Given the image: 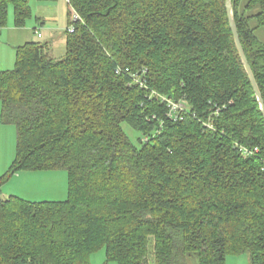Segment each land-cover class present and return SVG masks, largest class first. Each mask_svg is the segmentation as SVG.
<instances>
[{
  "label": "trees",
  "instance_id": "1",
  "mask_svg": "<svg viewBox=\"0 0 264 264\" xmlns=\"http://www.w3.org/2000/svg\"><path fill=\"white\" fill-rule=\"evenodd\" d=\"M66 2L64 54L28 42L0 71V122L16 131L0 264H90L100 250L105 264H264V118L226 0ZM10 6L15 27L30 17L28 0H0V30ZM231 7L264 100V0ZM167 100L185 111L168 117ZM57 171L62 201L1 193L19 172Z\"/></svg>",
  "mask_w": 264,
  "mask_h": 264
},
{
  "label": "rangeland",
  "instance_id": "2",
  "mask_svg": "<svg viewBox=\"0 0 264 264\" xmlns=\"http://www.w3.org/2000/svg\"><path fill=\"white\" fill-rule=\"evenodd\" d=\"M30 5V17L25 25L21 28L24 29L29 42L48 43L51 47L52 53L55 57H61L64 54V44L51 42V33L55 32L60 36H64L62 27L65 26L64 18L67 16V2L66 0L54 1H38L28 0ZM12 19V7H9L7 25L3 28H14ZM20 29V28H18ZM66 29V28H65ZM38 31L41 36L35 34ZM257 39L264 44V29L255 31ZM56 39V37H55ZM3 34L0 37V71L11 70L14 67L15 50L12 41ZM13 47V48H12ZM122 128L128 138L136 143L140 134L131 129L128 125L123 124ZM15 138L16 131L13 125H3L0 122V177H2L15 156ZM37 172H29L21 174V180L18 182L15 177L11 176L1 186V193L3 196H15L20 199L30 202L42 201H62L67 195V180L64 171L42 173L41 176H35ZM33 175V176H30ZM99 255L104 253L100 250L95 254ZM94 254V255H95ZM96 257V256H93ZM94 259V258H92ZM227 264H249L248 254L230 255L226 258ZM94 260H92V264ZM114 264V263H108ZM192 264H197V259L192 260Z\"/></svg>",
  "mask_w": 264,
  "mask_h": 264
},
{
  "label": "crops",
  "instance_id": "3",
  "mask_svg": "<svg viewBox=\"0 0 264 264\" xmlns=\"http://www.w3.org/2000/svg\"><path fill=\"white\" fill-rule=\"evenodd\" d=\"M67 22H68V17L66 16V19L64 18L65 26L62 27V31L65 30V28H67ZM34 32L36 34L38 31L34 30ZM5 33L7 34V37L10 39L8 41H12L11 45H14V50L16 49V47L22 46L23 44L28 43L29 41H31V40H29L30 38L28 39V37L26 35V32L24 31L23 28L18 29L17 27H14V28H8L6 30L2 29V30H0V37L3 34H5ZM36 36H37V34H36ZM50 37H51V42L52 43H55L56 41L59 42V43L60 42L63 43L64 44V49H65V35L62 37V36L58 35L57 33L53 32V33H51ZM55 37H56V39H55ZM23 173H29V172H19V173L14 175L15 179L18 182L22 179L20 175L23 174ZM42 173L44 174V173H49V172H42ZM30 176H33V175H30ZM35 176H41V172H37V174ZM99 254L100 253L95 254V255L93 254L91 256L90 264H92V260H94L93 264H105V253H103L101 255H99ZM93 256H96V257H93ZM92 258H94V259H92ZM106 264H108V263H106ZM225 264H227V262H225Z\"/></svg>",
  "mask_w": 264,
  "mask_h": 264
},
{
  "label": "water",
  "instance_id": "4",
  "mask_svg": "<svg viewBox=\"0 0 264 264\" xmlns=\"http://www.w3.org/2000/svg\"><path fill=\"white\" fill-rule=\"evenodd\" d=\"M225 6H226V13H227V18H228L229 28H230V31L232 33V37H233V42H234L235 48H236V50L238 52V55L240 57V60H241L242 65L244 67V70H245V72H246V74L248 76L250 85H251V87L253 89L255 98H256V100L258 102L260 112H261V114H262V116L264 118V100H263V97H262V95L260 93L258 85H257V83L255 81L253 73H252V71H251V69L249 67V64H248V62L246 60L243 48H242L240 40H239L238 31H237L235 20H234L233 13H232L231 0H226Z\"/></svg>",
  "mask_w": 264,
  "mask_h": 264
},
{
  "label": "built area",
  "instance_id": "5",
  "mask_svg": "<svg viewBox=\"0 0 264 264\" xmlns=\"http://www.w3.org/2000/svg\"><path fill=\"white\" fill-rule=\"evenodd\" d=\"M76 20H79V17H78V15L75 12H73L72 13V16H71V21L72 22H75ZM73 30L74 29H73L72 26H69L67 28V32H69V33H72ZM36 34H37L38 37H40V34L39 33H36ZM115 72L116 73H119L120 70L117 69ZM164 100L165 99H163V101ZM167 106L169 108L168 117H170V118H173V117L175 118L177 114H179L180 112H182L185 109V103L182 102V101L177 102V103H174L172 101L167 100Z\"/></svg>",
  "mask_w": 264,
  "mask_h": 264
},
{
  "label": "bare ground",
  "instance_id": "6",
  "mask_svg": "<svg viewBox=\"0 0 264 264\" xmlns=\"http://www.w3.org/2000/svg\"><path fill=\"white\" fill-rule=\"evenodd\" d=\"M119 68H120V67H119ZM119 68H118V69H119ZM128 70H129V69H128ZM115 71H116V70H115ZM122 71H123V70H122ZM123 72H124V71H123ZM125 72H126V71H125ZM129 73H132V72L130 71ZM134 73H135V72H134ZM134 73H133V74H134ZM124 74H125V73H124ZM117 75H120V74H117ZM127 75H128V74H127ZM129 77H130V75H129ZM130 78H131V77H130ZM162 98H163V97H162ZM164 103H165V102H164ZM186 104H187V103H186ZM188 106H189V105H188ZM188 108H189V107H188ZM184 111H185V110H184ZM179 114H180V113H179ZM179 114H178V115H179ZM181 117H182V116H181ZM169 119H170V118H169ZM179 119H180V118H179ZM176 121H177V120H176Z\"/></svg>",
  "mask_w": 264,
  "mask_h": 264
}]
</instances>
